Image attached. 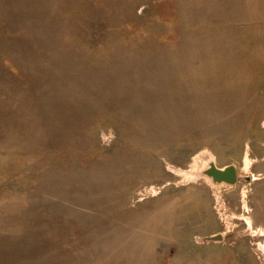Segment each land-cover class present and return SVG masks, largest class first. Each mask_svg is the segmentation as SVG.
<instances>
[{
	"label": "rangeland",
	"instance_id": "1",
	"mask_svg": "<svg viewBox=\"0 0 264 264\" xmlns=\"http://www.w3.org/2000/svg\"><path fill=\"white\" fill-rule=\"evenodd\" d=\"M258 185L264 0H0V264H264Z\"/></svg>",
	"mask_w": 264,
	"mask_h": 264
},
{
	"label": "water",
	"instance_id": "2",
	"mask_svg": "<svg viewBox=\"0 0 264 264\" xmlns=\"http://www.w3.org/2000/svg\"><path fill=\"white\" fill-rule=\"evenodd\" d=\"M204 173L216 183L225 182L232 185L236 178V170L232 164L224 167H218L213 162H210L209 167L204 170ZM205 238L207 240L220 241L222 239V235L220 233H215Z\"/></svg>",
	"mask_w": 264,
	"mask_h": 264
},
{
	"label": "crops",
	"instance_id": "3",
	"mask_svg": "<svg viewBox=\"0 0 264 264\" xmlns=\"http://www.w3.org/2000/svg\"><path fill=\"white\" fill-rule=\"evenodd\" d=\"M258 186H259L258 189L264 188V186H261V185H258ZM261 202H262V200H261V196H260V197L257 198V202L255 203V205H254L255 207L253 209L255 211L257 210L258 213L264 212V206H262V203ZM260 217H261V214L257 218L259 219Z\"/></svg>",
	"mask_w": 264,
	"mask_h": 264
},
{
	"label": "flooded vegetation",
	"instance_id": "4",
	"mask_svg": "<svg viewBox=\"0 0 264 264\" xmlns=\"http://www.w3.org/2000/svg\"><path fill=\"white\" fill-rule=\"evenodd\" d=\"M237 180H238V178H237V175H236V178H235V181H234V183H233V184H235V183L237 182Z\"/></svg>",
	"mask_w": 264,
	"mask_h": 264
}]
</instances>
